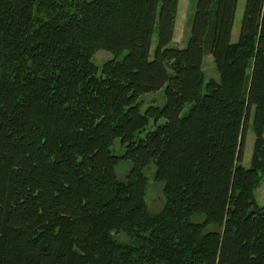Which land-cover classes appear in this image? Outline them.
Instances as JSON below:
<instances>
[{
	"label": "trees",
	"instance_id": "1",
	"mask_svg": "<svg viewBox=\"0 0 264 264\" xmlns=\"http://www.w3.org/2000/svg\"><path fill=\"white\" fill-rule=\"evenodd\" d=\"M179 4L0 0V264H264V0H247L237 43L238 0H197L186 48L171 46Z\"/></svg>",
	"mask_w": 264,
	"mask_h": 264
},
{
	"label": "rangeland",
	"instance_id": "2",
	"mask_svg": "<svg viewBox=\"0 0 264 264\" xmlns=\"http://www.w3.org/2000/svg\"><path fill=\"white\" fill-rule=\"evenodd\" d=\"M88 2L93 0H86ZM197 0H180L179 5V12L177 18V29H176V43H172V47L176 48H186L190 35H191V24L195 12V5ZM247 0H238L237 11L235 15V21L233 30L235 34L231 38L232 43H237L240 37V31L243 23L244 11L246 7ZM158 42V35L155 34L153 38V45L152 49L154 50ZM152 50V52H153ZM154 53V52H153ZM113 55L110 52L101 50L98 51L94 58L93 62L101 68L107 61L111 60ZM203 70L205 73V80L208 82L210 79H219V74L216 69L214 59L212 56L208 55L204 59L203 63ZM139 102L141 103V112L144 113L149 106H158L163 107L166 104V96H165V88L161 89L158 92L144 94L140 97ZM191 105H188L185 110L183 111V115H185ZM164 121H161V124ZM155 126L154 123L151 122L149 127L147 128L145 134L151 130H154ZM254 143H255V134L252 128V121L249 129L247 130L246 135V144L243 152V166L246 168L250 167L251 158L254 150ZM112 151L116 155H122L125 152V147L121 144L120 139H116L112 148ZM131 169L130 162H121L116 169L117 177L119 180L124 181L129 174ZM145 175L148 178V187L146 192V202L148 205V210L151 214H158L160 213L164 206H165V198L163 195V188L164 184L161 182H156L155 177V166L154 164L150 165L145 170ZM256 202L264 206V175H263V182L261 183L260 187L255 192ZM199 217H196L194 220H199ZM114 237L119 242H127V238L120 235H115Z\"/></svg>",
	"mask_w": 264,
	"mask_h": 264
},
{
	"label": "crops",
	"instance_id": "3",
	"mask_svg": "<svg viewBox=\"0 0 264 264\" xmlns=\"http://www.w3.org/2000/svg\"><path fill=\"white\" fill-rule=\"evenodd\" d=\"M177 29V27H176ZM235 34V31H232V36ZM173 43H176V30H175V34H174V39H173Z\"/></svg>",
	"mask_w": 264,
	"mask_h": 264
},
{
	"label": "bare ground",
	"instance_id": "4",
	"mask_svg": "<svg viewBox=\"0 0 264 264\" xmlns=\"http://www.w3.org/2000/svg\"><path fill=\"white\" fill-rule=\"evenodd\" d=\"M180 5V4H179ZM176 27H177V25H176Z\"/></svg>",
	"mask_w": 264,
	"mask_h": 264
}]
</instances>
